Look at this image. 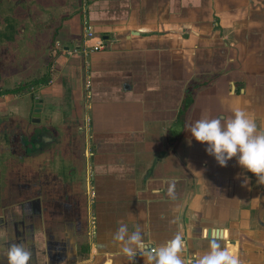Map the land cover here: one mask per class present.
I'll use <instances>...</instances> for the list:
<instances>
[{
  "label": "crops",
  "instance_id": "crops-1",
  "mask_svg": "<svg viewBox=\"0 0 264 264\" xmlns=\"http://www.w3.org/2000/svg\"><path fill=\"white\" fill-rule=\"evenodd\" d=\"M27 4L0 6V58L16 55L0 61V88L14 89L0 97V181L19 170L28 185L0 198V264L13 243L30 264H144L113 240L120 222L150 249L182 235L193 264L211 239L264 264V184L189 132L237 107L264 129V0ZM85 23L101 51L83 52ZM35 131L37 154L11 145Z\"/></svg>",
  "mask_w": 264,
  "mask_h": 264
},
{
  "label": "clouds",
  "instance_id": "clouds-1",
  "mask_svg": "<svg viewBox=\"0 0 264 264\" xmlns=\"http://www.w3.org/2000/svg\"><path fill=\"white\" fill-rule=\"evenodd\" d=\"M191 137L207 145L206 153L215 158L220 167H226L234 157L239 166L264 184V129L243 108H235L228 117H204L189 126ZM113 240L121 245V253L130 262L139 254L144 264H193L184 254L188 245L180 234L154 249L144 241L140 227L129 233L126 223L120 222ZM7 264H30L33 252L23 244L13 243L6 252ZM194 264H242L234 251L222 247L216 239L209 241L208 250L198 255Z\"/></svg>",
  "mask_w": 264,
  "mask_h": 264
},
{
  "label": "flooded vegetation",
  "instance_id": "flooded-vegetation-1",
  "mask_svg": "<svg viewBox=\"0 0 264 264\" xmlns=\"http://www.w3.org/2000/svg\"><path fill=\"white\" fill-rule=\"evenodd\" d=\"M1 5H6V6L2 7ZM27 5H28L27 4V0H15V1H12V0H0V6L4 10V12L2 14L3 17L16 15V13H18L19 11L24 13V11L28 10ZM17 9H19V11ZM8 30H10V27H8ZM13 90L14 89L0 88V97L12 94ZM8 114H9L8 112L0 113V121L2 123H4V125H5L6 122L11 120V117H10V115L8 116ZM34 116H36V113H34ZM36 134H37V131H35V134H31L29 136L31 139L29 137H26V140L24 138H21V139L18 138V140L15 141L16 143H14V142H12V140H10L12 143H14V144H11V143L10 144L11 145H15L17 147H18V145L20 147L22 146V148H23L22 154L23 155H25V154L26 155H33V154L35 155V154L38 153V150H39V146H37V143H36L37 142V140H36L37 139V135ZM4 141H5V139H4ZM24 143H26L27 147L29 146V149L25 150L24 145H23ZM1 182H3V181H1ZM8 182H10V181L8 180ZM8 182L6 181L7 185L4 184V182H3L0 188H2V186H3V188H7ZM20 184H21V181H20ZM26 184L27 183H24L23 185H20L17 190L25 189L28 186ZM10 187H11V190H12V186H10ZM17 190H16V192H17Z\"/></svg>",
  "mask_w": 264,
  "mask_h": 264
},
{
  "label": "rangeland",
  "instance_id": "rangeland-1",
  "mask_svg": "<svg viewBox=\"0 0 264 264\" xmlns=\"http://www.w3.org/2000/svg\"><path fill=\"white\" fill-rule=\"evenodd\" d=\"M10 56L13 57V56H16V55H15V53H12ZM10 56H2L0 58V61H4V64H5V66H7V68H9L11 65H14V62L16 61L15 58H10ZM23 56L24 55H20V56L17 55V58L20 59ZM21 88L29 89L31 87H30L29 84H27V85H23ZM11 89H13V88H11ZM13 111H15L14 112L15 115H16V117H18V118H16L17 122H19L21 120V122L23 123V121H24V118L22 116L23 115V112L21 111L20 106H17L16 109L13 110ZM11 114H13L12 111H11ZM11 160H12V158H11ZM11 160H9V161H11ZM11 162L13 163V165H12L13 166L12 167L13 170H16L19 167V163L20 164L23 163V165H25V163H28V165H34L35 166V164H33V161L32 160L30 162L19 161V160H15V161L13 160ZM70 163L72 164V166H74L76 168L79 166V163L78 162L76 164V160L75 159L72 160V161H70ZM10 169H11V167H10ZM9 173L15 175V179H13L12 181L8 182L7 188H0V198H2L3 196H7V193L9 194V193H12L14 190L16 191L19 188V186L21 185L20 184V181H21V179H20L21 178V172H19V170H18V172H16V173H12V172H9ZM2 183L3 182L0 181V187H1ZM10 186H12V192H11V187ZM19 191L20 190H17V194H18ZM1 206H2V204H0V207Z\"/></svg>",
  "mask_w": 264,
  "mask_h": 264
},
{
  "label": "built area",
  "instance_id": "built-area-1",
  "mask_svg": "<svg viewBox=\"0 0 264 264\" xmlns=\"http://www.w3.org/2000/svg\"><path fill=\"white\" fill-rule=\"evenodd\" d=\"M93 39L92 44H87V41ZM104 48V42L101 39L94 38L91 27L85 23V28L83 31V52H96L101 51Z\"/></svg>",
  "mask_w": 264,
  "mask_h": 264
},
{
  "label": "water",
  "instance_id": "water-1",
  "mask_svg": "<svg viewBox=\"0 0 264 264\" xmlns=\"http://www.w3.org/2000/svg\"><path fill=\"white\" fill-rule=\"evenodd\" d=\"M36 109V112H38L39 110H38V108H35Z\"/></svg>",
  "mask_w": 264,
  "mask_h": 264
}]
</instances>
